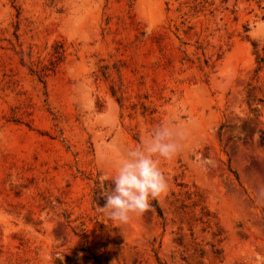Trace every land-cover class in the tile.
I'll list each match as a JSON object with an SVG mask.
<instances>
[{
    "label": "rangeland",
    "instance_id": "1",
    "mask_svg": "<svg viewBox=\"0 0 264 264\" xmlns=\"http://www.w3.org/2000/svg\"><path fill=\"white\" fill-rule=\"evenodd\" d=\"M165 122L167 191L109 219ZM0 264H264V0H0Z\"/></svg>",
    "mask_w": 264,
    "mask_h": 264
},
{
    "label": "clouds",
    "instance_id": "2",
    "mask_svg": "<svg viewBox=\"0 0 264 264\" xmlns=\"http://www.w3.org/2000/svg\"><path fill=\"white\" fill-rule=\"evenodd\" d=\"M185 132L170 122L148 130L144 139L128 149L119 159L112 187L102 192L106 204L98 211L109 219L126 223L150 207V200L167 191L168 183L161 162L173 159L182 148ZM201 166L213 165L211 159L201 160Z\"/></svg>",
    "mask_w": 264,
    "mask_h": 264
}]
</instances>
